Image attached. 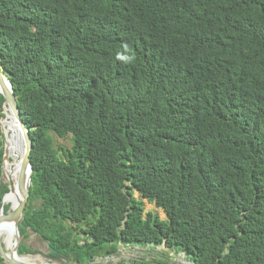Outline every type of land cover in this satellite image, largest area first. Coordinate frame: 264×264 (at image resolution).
Masks as SVG:
<instances>
[{"label": "trees", "instance_id": "16d2710c", "mask_svg": "<svg viewBox=\"0 0 264 264\" xmlns=\"http://www.w3.org/2000/svg\"><path fill=\"white\" fill-rule=\"evenodd\" d=\"M0 68L30 128L21 236L264 264V0H0Z\"/></svg>", "mask_w": 264, "mask_h": 264}, {"label": "bare ground", "instance_id": "6f19581e", "mask_svg": "<svg viewBox=\"0 0 264 264\" xmlns=\"http://www.w3.org/2000/svg\"><path fill=\"white\" fill-rule=\"evenodd\" d=\"M11 88L8 80L0 75V94L4 95V100L8 107L7 120L9 125L6 126L4 119H0L3 125L4 140L6 145V154L7 160L4 163L2 169H4V174L7 178H10V189L3 195V206L8 204L10 206L9 212H12L18 202L24 195L26 185L28 183V173L27 176H24L28 170L27 163L25 161V152L28 144L26 130L24 126L19 121V118L16 113V109L11 98ZM10 126V127H9ZM6 127H9V131L6 130ZM22 141L24 142V147L21 146ZM12 157V160L9 158ZM9 185V184H8ZM3 206L1 213H4ZM7 232L8 240L6 249H8V256L13 261H18L20 264H39L37 258L39 256H29L27 254H16L14 253V246L17 243L15 237V227L14 222L0 217V234ZM41 263H43L41 261Z\"/></svg>", "mask_w": 264, "mask_h": 264}, {"label": "rangeland", "instance_id": "374dc122", "mask_svg": "<svg viewBox=\"0 0 264 264\" xmlns=\"http://www.w3.org/2000/svg\"><path fill=\"white\" fill-rule=\"evenodd\" d=\"M4 107H2V114L4 115ZM6 126L9 125V121L7 118L4 120V123ZM10 127V126H9ZM52 136V142L55 149L59 148H69L71 146V134H66L63 137L57 136L56 134H51ZM3 134L0 130V141H2V147H3ZM21 146L24 147V142L22 141ZM12 160V157L9 158ZM28 170L26 171L24 176H27ZM0 181L1 183L9 184L10 178L6 177V174H4V169L1 170L0 175ZM8 205V204H7ZM10 206L8 205V211L9 212ZM145 209L151 210L154 213L158 214L160 218L164 219L166 217L165 213L162 211L161 208L156 207L154 203H149L145 201ZM0 240L4 247L7 245L8 240V233L4 232L0 234ZM20 242L27 246L30 249V252L32 253H39V258H37V261L39 264H63L60 262H55L53 260H49L47 257H52L49 255V248L38 233L32 231L30 228H28L24 235L20 237ZM15 246H18L17 243ZM14 246V253L16 254H25L20 253V251H15ZM8 251V249H6ZM171 252V251H170ZM170 252H167V248L162 245H142V246H122L119 245L117 251L114 255H110L107 258L103 257H97L94 258L93 264H141V262L144 261H161L159 264H190L185 259L186 256L182 252L174 253L173 256L170 255ZM66 260V259H65ZM41 261L43 263H41ZM67 261V260H66ZM68 264H75V262H69ZM37 264V263H36Z\"/></svg>", "mask_w": 264, "mask_h": 264}, {"label": "water", "instance_id": "95a60500", "mask_svg": "<svg viewBox=\"0 0 264 264\" xmlns=\"http://www.w3.org/2000/svg\"><path fill=\"white\" fill-rule=\"evenodd\" d=\"M0 75H2V76L5 77V75L3 74L1 68H0ZM8 82H9V85H10V88H11V93L10 94H11V98L13 100V103H14V106H15V109H16L17 116L19 118V121L21 122V124L24 126V128L26 130V135H27V140H28V144H27L26 152H25V156H24L25 161H26L27 166H28V183L26 185V188H25L23 197L18 202L16 208L12 212H10V213H7V212L6 213H1V209H2V206H3V199L1 200V202H0V217H4L5 219H8L11 222L12 221L14 222L15 234H16L15 239L17 241L18 251H20V252L22 251V252H24L25 254H27L29 256H39V253H36L35 254V253H32V252L25 251L23 249V247H22V243L20 242L21 235H20V232H19V226H21V227L24 226V223L22 222V219H23L24 209H25L26 204L28 202L29 185H30V182H31L32 167H31V163H30V151H31V148H32V144H31V139H30V134H29L30 128L26 126L25 122L20 117V111L18 109V106H17V103H16V99H15V96L13 94V89L11 87V83H10L9 80H8ZM1 95L4 97L3 94H1ZM3 107H4V104H3ZM0 130H1V132L3 134V137H4L3 125L1 123V120H0ZM6 160H7L6 145H5V140H3V153H2V159H1V170H2V168L4 166V163H5ZM10 184H11V182L9 181V185H8V188L9 189H10ZM52 251H53V253L55 252L54 249ZM114 254H115V252L112 253V255H114ZM110 255L111 254H108V255H105V256H102V257L103 258H105V257L107 258ZM170 255L173 256L174 255V252L171 251L170 252ZM0 257L2 258L4 264H20L18 261H13L12 259H10V257L8 256V252L6 251V247H4L2 245L1 240H0ZM47 258L49 260H53L55 262H60V263H63V264H68L67 261L64 258H62V257L52 256V257H47ZM93 261H94V259L93 258H90L84 264H93ZM187 261L190 262L191 260L189 258H187ZM21 264H24V263H21ZM75 264H79V262L76 261Z\"/></svg>", "mask_w": 264, "mask_h": 264}, {"label": "built area", "instance_id": "2783aa9c", "mask_svg": "<svg viewBox=\"0 0 264 264\" xmlns=\"http://www.w3.org/2000/svg\"><path fill=\"white\" fill-rule=\"evenodd\" d=\"M149 245V244H148ZM163 246V245H162ZM184 254V253H183ZM187 261V259H185ZM188 262V261H187ZM190 263V262H189Z\"/></svg>", "mask_w": 264, "mask_h": 264}]
</instances>
